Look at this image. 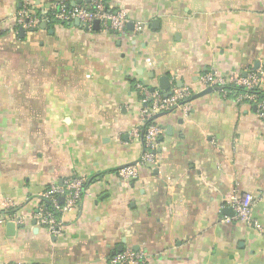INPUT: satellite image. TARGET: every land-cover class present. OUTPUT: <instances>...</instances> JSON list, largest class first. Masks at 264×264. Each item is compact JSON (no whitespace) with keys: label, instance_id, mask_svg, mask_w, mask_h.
<instances>
[{"label":"crops","instance_id":"crops-1","mask_svg":"<svg viewBox=\"0 0 264 264\" xmlns=\"http://www.w3.org/2000/svg\"><path fill=\"white\" fill-rule=\"evenodd\" d=\"M30 1L39 12L54 0ZM107 2L128 12L126 34L59 23L21 34L12 24L22 0H0V264H108L122 247L151 264H264V124L254 106L215 90L193 98L187 114L158 117L156 166L134 182L118 175L144 152L137 86L196 95L202 74L262 68L264 0ZM72 176L88 180L81 204L51 236L35 204ZM235 191L254 197L260 228L235 219ZM14 212L23 224L7 219Z\"/></svg>","mask_w":264,"mask_h":264},{"label":"built area","instance_id":"built-area-1","mask_svg":"<svg viewBox=\"0 0 264 264\" xmlns=\"http://www.w3.org/2000/svg\"><path fill=\"white\" fill-rule=\"evenodd\" d=\"M75 21L83 23L89 30L93 28L95 21H99L100 28L121 36L126 34L131 22L126 10L110 6L107 0H54L39 12L33 10L30 0H22V8L14 15L12 25L25 31H36L41 29L43 24H73ZM140 30L141 23H135L134 32L138 33ZM199 80L204 90L220 88L219 91L224 97L232 93L228 88H241L242 91L236 95V100L254 106L264 124V66L248 70L245 76L228 78L216 72H209L202 74ZM137 89L142 98L143 109L140 131L138 129L134 134L141 136L144 152L136 164L118 170L123 182H134L139 178L141 168L156 166L160 138L164 134L163 128L158 124V117L178 109L187 114L194 97L188 87L175 88L168 96L157 90L151 91L144 84H139ZM87 181L86 178L72 176L62 183H55L46 188L33 212L37 225L51 236H60L63 232V216L80 206ZM255 203L256 200L251 194L235 191L228 200L227 207L234 211L236 220L260 228L259 223L252 219ZM7 219L21 225L25 217L14 212ZM108 264H151V258L144 250L126 249L116 253Z\"/></svg>","mask_w":264,"mask_h":264},{"label":"water","instance_id":"water-1","mask_svg":"<svg viewBox=\"0 0 264 264\" xmlns=\"http://www.w3.org/2000/svg\"><path fill=\"white\" fill-rule=\"evenodd\" d=\"M70 25H72V26H78V27H81V28H82V27H83V28H87L83 23H80L79 21H75L73 24H70ZM46 27H47V25H45V24H43V25L41 26L42 29H45ZM87 29H88V28H87ZM93 29H94V30H99V29H100V22H99V21H95V22H94V24H93ZM24 32H25V30L22 29V28H20V33H21V34H24ZM257 67H258V65L256 66V68H257ZM244 75H246V73H244ZM162 88H163L164 90H168V89H169V85H168V84H167V85H162ZM213 90H215V91H219L220 88H215V89L208 88V89L204 90L203 92L194 95L193 98H199V97L205 96V95H207V94L212 93ZM193 98H192V99H193ZM255 109H256V108H255ZM160 116H161V115H160ZM160 116H159V117H160ZM61 201L63 202V198H61ZM232 211H233V210H232ZM232 213H233V215H235L234 211H233ZM8 227H9V230H10V229H14V228H15L14 223H9V224H8ZM123 249H124V247L120 248L118 252L123 251Z\"/></svg>","mask_w":264,"mask_h":264},{"label":"trees","instance_id":"trees-1","mask_svg":"<svg viewBox=\"0 0 264 264\" xmlns=\"http://www.w3.org/2000/svg\"><path fill=\"white\" fill-rule=\"evenodd\" d=\"M228 90L231 91L232 93H231L229 96H227V97H230V96H231V97H236V95L242 91L241 88L234 87V86L228 88ZM262 96H263V95H262ZM86 186H87V184H86ZM86 186H85V187H86Z\"/></svg>","mask_w":264,"mask_h":264}]
</instances>
